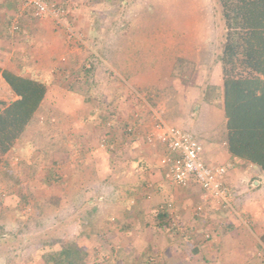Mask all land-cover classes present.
<instances>
[{"label":"rangeland","instance_id":"1","mask_svg":"<svg viewBox=\"0 0 264 264\" xmlns=\"http://www.w3.org/2000/svg\"><path fill=\"white\" fill-rule=\"evenodd\" d=\"M55 1L67 8L73 38L63 32L62 51L43 71L36 69L34 56L16 57V66L22 65L28 70L24 73L26 77L46 80L49 96L11 151L0 157V264H52L56 253L72 242L87 253L84 264H169L172 251L166 253L163 247L171 232L168 228L156 229L155 220L158 214L155 208L159 207L160 211L161 206L167 204L154 187L138 200L136 192L123 195L112 166L109 169L96 166L99 160H105L100 158L102 150L116 157L123 145L139 140L146 144L142 141L145 138L140 126L133 137L126 132L133 124L135 111L125 117L119 115V107L112 100L115 91L112 89L113 94L107 91L116 77L112 68H117L119 60L123 69L134 65L142 72L150 67L169 70L171 66L173 82L182 84L181 89L187 87L189 93V99L186 103L183 101L180 108L189 109V102L195 99L201 109L189 114L193 121L190 123L199 130H214L218 137L224 134L227 126L223 122L226 116L221 55L225 28L218 2ZM14 20L19 21L22 28L16 35L7 31ZM43 21L27 13L19 16L14 0V12L9 19L0 18V33L7 39L19 37L22 43L26 42L25 46L32 48L31 28ZM118 51L125 56L123 59ZM132 54L137 60H133ZM91 62L96 67L89 75L85 69ZM15 99L0 76V102L9 104ZM83 99L85 104L80 103ZM209 106L221 109L224 119L214 117ZM77 113L82 123L72 121L71 116ZM75 127L92 133L87 152L70 146L68 132ZM103 139L114 144L113 149L101 148ZM109 170L112 173H108ZM145 203H151L155 212L152 211L141 225L146 231L139 232L133 240L134 235L127 227L135 224L121 214L125 210L134 211L137 206L143 207ZM126 235L128 240L124 238ZM181 237L185 238L179 235L176 239L179 244ZM150 240H156L162 249H149ZM127 244L131 249L123 247ZM181 250L183 257L195 255L189 249ZM139 255L143 257L141 262L137 261ZM125 257L128 263H123Z\"/></svg>","mask_w":264,"mask_h":264},{"label":"crops","instance_id":"2","mask_svg":"<svg viewBox=\"0 0 264 264\" xmlns=\"http://www.w3.org/2000/svg\"><path fill=\"white\" fill-rule=\"evenodd\" d=\"M13 12L14 0H0V18L9 19ZM43 20L45 21L31 28L34 41V44L31 43L32 48L25 46L26 42L22 43L19 37L7 39L0 33V68L2 71L7 69L17 75L26 76L24 73L28 70H25L26 68L22 65L19 68L16 66V57L26 55L34 56L38 70L43 71L45 65H51L52 58L62 51L60 46L62 47L65 34L56 29L52 19ZM122 54L118 56L123 59L125 56ZM131 57L137 60L135 54ZM176 58L192 59L189 56H177ZM119 63H121L120 60L117 68H112L116 77L114 81H111L113 85L108 86L110 89L107 92L113 94L115 91V97L112 100L114 105L119 107L117 109L120 112L119 115L125 117L131 111L138 114L141 119L137 125L144 131L145 139L143 138L142 141H146V144L143 145L139 140L128 146L123 145L116 157L109 156L106 151L102 150L100 158L104 157L105 160H99V164L96 163L97 168L108 167L109 169L114 166L115 169L112 167L111 169L117 175L118 182L120 181V188H118L122 190L123 195L136 192L138 200L141 195L143 196L154 187L160 195L159 198L167 204L169 225L156 228L159 231L168 228L167 231L171 232V237L167 238V244L165 243L163 247L166 253L169 250L172 251L173 256L167 263L264 264V172L258 166L230 154L227 145V129L218 137L214 130L205 131L194 128L195 124L190 123L193 121L189 116L193 114V111L201 109L195 99L189 102V109L180 108L183 101L186 103L189 99V93L187 87L181 89L182 84L173 82L171 66L169 70L166 67L163 69L150 67L149 70L142 72L139 66L134 67L133 65L127 70V68L123 69ZM125 73L128 75L126 76ZM173 88L175 92L170 93ZM47 94L49 96V91ZM102 102H104L103 98ZM80 103L85 104L84 99ZM209 107L214 117L224 119V112L221 109ZM204 113L205 111L202 112L203 115ZM71 117H73L72 121L82 123L79 113ZM157 120L167 121L190 132L203 146L201 157L204 163L211 167L226 169L225 182L231 191V208L216 210V201L211 195L205 193L195 180H191L186 186H176L164 178V169L160 164V159L166 153V149L160 143L150 144L146 140L148 127ZM223 122L227 126L226 118ZM68 133L69 141H72L70 146L78 147L80 152L89 150L92 134L90 131L79 130L75 127ZM107 172L112 173L110 170ZM106 177H109V174ZM103 183L101 182V185L105 187ZM106 183L109 184L108 181ZM150 205L151 203H145L143 207L137 206L134 211L125 210L121 214L125 220L129 218L135 224L127 227L134 235L131 236L133 240L137 238L139 232L146 231V228L141 226L145 218L149 217L152 211L155 212V209L157 213L159 212V207L153 210L154 207ZM199 206H203L204 210L197 213ZM135 220L139 221V224H136ZM136 225L140 227L136 228ZM179 235L185 236V238L181 237L180 244L176 240ZM124 238L128 240L127 235ZM144 239L146 240V237ZM147 246L156 251L162 249L156 240H150ZM123 247L131 249L132 246L127 244ZM181 248L189 249L190 253L194 252L195 255L183 257ZM177 250L180 251L179 254ZM139 257L138 262L143 259L142 255ZM124 260L123 263H128V258L125 257Z\"/></svg>","mask_w":264,"mask_h":264},{"label":"trees","instance_id":"3","mask_svg":"<svg viewBox=\"0 0 264 264\" xmlns=\"http://www.w3.org/2000/svg\"><path fill=\"white\" fill-rule=\"evenodd\" d=\"M224 23L221 55L223 109L227 145L233 157L264 172V0H217ZM92 74L96 65H86ZM15 96L0 102V157L8 154L45 100V82L0 68ZM168 206L159 211L157 226L169 225ZM87 253L74 242L56 253L52 264H84Z\"/></svg>","mask_w":264,"mask_h":264},{"label":"built area","instance_id":"4","mask_svg":"<svg viewBox=\"0 0 264 264\" xmlns=\"http://www.w3.org/2000/svg\"><path fill=\"white\" fill-rule=\"evenodd\" d=\"M18 5L19 16L27 13L31 18L41 20L50 17L56 29L63 31L69 38L74 34L68 23V11L63 3L55 0H15ZM19 21L10 22L7 31L16 35L21 32ZM140 118L135 115L132 126L126 132L133 137L137 134ZM146 140L150 144L160 143L166 153L160 159L164 169V178L176 186H186L195 180L201 189L212 196L216 201V210L231 208L230 188L226 185V169L224 167H211L202 160L203 146L188 131H184L174 124L157 120L148 127ZM103 149H113L114 144L103 139ZM164 207L160 208L163 211ZM204 210L203 206L197 208V213Z\"/></svg>","mask_w":264,"mask_h":264}]
</instances>
